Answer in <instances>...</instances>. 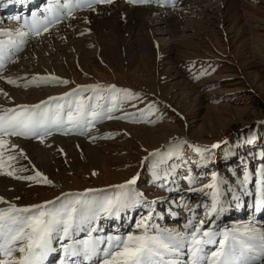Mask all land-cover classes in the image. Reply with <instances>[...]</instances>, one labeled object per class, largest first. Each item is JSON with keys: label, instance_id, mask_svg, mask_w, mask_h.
<instances>
[{"label": "rangeland", "instance_id": "374dc122", "mask_svg": "<svg viewBox=\"0 0 264 264\" xmlns=\"http://www.w3.org/2000/svg\"><path fill=\"white\" fill-rule=\"evenodd\" d=\"M240 4L238 11L229 14L224 13V9L218 12L215 4L204 15H194L193 18L205 23L198 30L185 32L181 43H176L173 56L167 53L157 57L140 54L120 60L112 52L95 54L88 51L83 55L85 61L67 69L65 77L55 73L37 74L55 75L70 83H45L42 86L49 91H44L46 96L33 104L49 96H60L77 85L94 83L115 84L145 95L118 105L110 114L111 119L95 121L87 133L55 132L63 138L85 136L86 142L91 144H82L86 153L73 145L66 148L68 155L59 149L53 150L58 164L52 170L54 176H47L28 157L17 156L13 166L25 169L17 170L12 176L24 189L17 205L41 203L53 200L62 192L83 191L85 188L109 193L113 191L109 186L137 175L136 190L143 192L149 201L156 200L152 206L153 222L160 224L164 218L173 220L177 217V222H167L169 227H177L186 222L189 215L186 206L203 217L205 204L211 199L209 196L206 200L203 193L188 191L189 183L183 178L188 175V168L197 180L194 187L210 183V174L215 171L233 188H238L237 180L245 168L255 173L264 165V157L260 156L264 152V0H242ZM203 71L207 74L202 75ZM33 76H27L25 80ZM20 82L24 84L25 81ZM36 84L26 82L24 85L36 87ZM90 94L83 93L85 97ZM150 101L156 103V109L142 115L138 110L146 108ZM122 113L134 115L121 118ZM109 133L111 135H107ZM172 137L187 138L190 143L200 146H210L217 141L222 143L219 148L211 150V159L204 162L200 161L198 153L186 146L184 159L189 163L177 168L165 184L153 177L150 162L143 161V157L153 148L165 145ZM92 150L99 156H88ZM173 162L179 164L180 160ZM36 171L42 172L53 183L17 178L35 175ZM258 178L252 176L247 192L243 189L236 192L239 199H244L245 212L251 206L255 208ZM222 187L226 193L227 217L235 221L239 200H234L227 192V185ZM181 197L185 198L186 206H181ZM197 204L200 207H195ZM144 212V208L137 207L122 213L120 218H111V222L102 221L101 226L113 227L116 225L114 220L118 219L126 234L134 230L136 220Z\"/></svg>", "mask_w": 264, "mask_h": 264}, {"label": "snow or ice", "instance_id": "6c2138e0", "mask_svg": "<svg viewBox=\"0 0 264 264\" xmlns=\"http://www.w3.org/2000/svg\"><path fill=\"white\" fill-rule=\"evenodd\" d=\"M11 2L8 0V3ZM129 2L144 4L150 0ZM112 3L113 0H48L42 14L34 11L31 17L17 16V27L0 28V35L4 37L0 39V70L4 69L7 61L14 57L19 59L17 53L29 37H40L65 20L75 19L74 14L81 9L95 11V5ZM201 74L206 75L207 72ZM0 79L16 84L18 78L0 76ZM52 82L70 83L55 75L33 76L27 83ZM84 92L91 94L85 97ZM3 94L11 99L7 92ZM142 95L145 94L115 84L94 83L77 85L60 96H49L36 104L0 106V174L13 176L17 170L25 171L22 166L20 169L13 166L17 156L27 159L24 148L15 142V138H33L44 143L54 132L87 133L94 127L95 121L111 119L110 114L118 105L138 100ZM155 109L156 103L150 101L146 108L138 111L143 115ZM132 115L122 113L121 118ZM221 143L217 141L210 146H200L190 143L187 138L172 137L165 145L148 152L143 161H149L153 177L166 184L177 168L189 163L184 159L186 146L198 153L200 161L204 162L211 159V150L219 148ZM260 156L264 157V152ZM177 159L179 164L173 162ZM187 170L188 175L183 178L189 183L188 191L203 193L206 200L209 196L211 199L205 204L204 216L199 217L181 197L180 204L186 206L189 215L186 222L177 227H161L153 222L152 206L156 200L149 201L143 192L136 190L137 175L121 184L109 186L113 189L109 193L85 188L83 191L62 192L53 200L24 206L8 202L0 196V202L7 205L0 207V264H46L49 257L56 253H59V264H262L264 224L258 227L249 222L220 231L206 225H215L226 211V193L222 185H227V192L238 201L236 192L239 189L247 192L253 175L259 177L256 180L255 208L257 211L264 210V165L255 173L245 168L242 177L237 180L238 188H233L215 171L210 174V183L194 187L196 177L190 168ZM17 178L53 183L40 171L32 176ZM137 207L144 208L145 212L136 220L133 231L105 234L102 221L120 218L122 213ZM81 233L86 234L81 237ZM217 244L214 250L208 248Z\"/></svg>", "mask_w": 264, "mask_h": 264}, {"label": "bare ground", "instance_id": "6f19581e", "mask_svg": "<svg viewBox=\"0 0 264 264\" xmlns=\"http://www.w3.org/2000/svg\"><path fill=\"white\" fill-rule=\"evenodd\" d=\"M28 1L30 0H26V2ZM212 1L214 0H161V2L150 0L149 3L133 4L129 0H113L112 4L95 5V11L87 8L81 9L74 14L75 19L65 20L51 29L49 33H44L40 37H29L27 43L17 53L19 59L14 57L5 63L4 69L0 70V76H12L14 79H18L16 84L10 85L6 79H0V89H3V92H7L11 97L8 99L5 96L3 99L4 94L0 92V106L12 107L15 104L37 102L40 97L46 96L44 91H49V89L42 86L45 83H37L36 87H25L24 84L31 80L30 78L25 80V77L43 75V73H55V75L65 77L67 69H71L76 63L85 61L83 55L88 51L95 54L112 52L120 60L126 56L140 54L157 57L161 53H167L173 56L174 51L177 50L175 49L176 43H181V38L185 37L186 31L198 30L197 28L205 23L203 20L193 18L194 15H204L206 10H210L215 4L218 5V12L221 9H224L223 12L228 14L236 12L242 0H216L214 3ZM47 3L48 0L43 3L41 8L34 9V11L42 14ZM9 5L11 3L2 5V8H7ZM34 11L28 12L21 18L31 17ZM20 22L22 23V20ZM17 26V20H13L11 23L1 24L0 28H15ZM194 26L196 29L193 28ZM85 29L90 31H85ZM81 32L84 34L79 35ZM0 39H4V37L0 35ZM23 80L24 84L20 82ZM18 84L19 86L15 87ZM11 85H14V88ZM84 137L63 138L54 132L53 136L45 139L44 143L33 138H15V142L24 148L29 160L50 177L55 175L52 170L58 165L52 151L59 149L68 155L66 148H69L70 145L83 150L82 144H91L86 142L87 139ZM49 144L52 146L50 147ZM83 152L86 153L87 150H83ZM88 156L98 157L99 155L92 150L88 152ZM23 190L21 183L13 180L12 176L0 174V196H3L6 201L19 203L17 198L24 195L22 194ZM5 206L7 205L0 202V207ZM242 206L241 201L238 203V212L243 210ZM225 213L220 216L215 225H210L216 231H219L222 226L225 229L245 224V221L238 224L235 222L236 220H228L230 223L225 222L228 219ZM174 220L173 223H175ZM263 222L258 221L254 225L259 227L264 224ZM164 223L163 221L161 227H169ZM217 246L218 244L209 245L208 248L214 250ZM50 264H54V261H51Z\"/></svg>", "mask_w": 264, "mask_h": 264}]
</instances>
